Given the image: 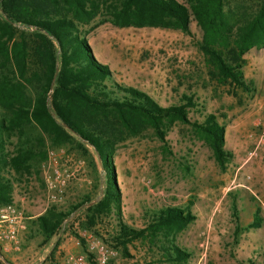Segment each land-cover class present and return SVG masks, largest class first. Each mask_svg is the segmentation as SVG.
<instances>
[{
    "label": "rangeland",
    "instance_id": "374dc122",
    "mask_svg": "<svg viewBox=\"0 0 264 264\" xmlns=\"http://www.w3.org/2000/svg\"><path fill=\"white\" fill-rule=\"evenodd\" d=\"M176 1L189 9L185 0ZM250 7L254 9L252 0H224L223 9L230 19L231 13L240 14L244 8L248 13ZM79 32L115 82L145 92L161 106L179 104L184 94L195 100V106L188 109L189 123L174 121L163 141L148 130L116 145L112 163L120 192V216L117 218L113 212L99 216L86 230L90 238L112 251L103 264H168L162 258V249L169 243L188 253L181 264H264V214L259 211L258 227H246L258 207L255 196L264 199L249 188L252 181L264 180V171L259 169L264 166V144L245 161L246 151L253 144L252 136H248L255 128L253 120L262 116L264 59L257 77L253 76L252 65L243 67V63L246 90L216 83L209 77L211 67L198 48L202 31L192 14L189 34L170 28L116 27L102 15L79 26ZM252 48H264V44L244 53ZM206 113H212L224 128L223 148L229 157L222 168L192 124L201 122ZM236 128L243 136L241 146L233 150ZM58 149L63 154L56 156V167L66 176L65 183L54 200L46 201V193L54 192L48 185L53 166L48 152ZM87 150L88 155H84L67 145L47 147L38 173L24 175V185L15 187L14 192L12 188L11 194L16 196L24 189L29 197L26 203L39 205L40 214L49 206L75 208L85 196L90 201L72 210L60 231L46 244L42 243L34 219H29L19 234V250L1 252L3 262L66 264L69 257L81 255L89 264H99L96 255L88 250L86 237L80 234L84 229L79 225L83 208L96 202L104 188L100 162L91 147ZM164 207L188 210L192 219L167 240L160 235L155 240L146 236L126 242L124 249L116 243L118 220L132 228H142L146 213Z\"/></svg>",
    "mask_w": 264,
    "mask_h": 264
},
{
    "label": "trees",
    "instance_id": "16d2710c",
    "mask_svg": "<svg viewBox=\"0 0 264 264\" xmlns=\"http://www.w3.org/2000/svg\"><path fill=\"white\" fill-rule=\"evenodd\" d=\"M185 2L189 9L176 0H0V207L11 201L13 183L32 171L38 173L47 147L67 145L84 155L91 147L103 170L104 188L96 202L83 208L79 225L88 230L96 218L110 212L119 218L120 192L112 163L116 145L148 130L163 141L174 121L189 123L188 109L195 106L191 96L184 94L179 104L161 106L145 92L111 78L79 32V26L97 15L116 27L170 28L189 34L192 14L202 31L198 48L211 67L209 77L247 89L242 55L264 44V0H252L254 9L231 13L230 19L224 0ZM192 124L222 168L229 157L223 148V126L212 113ZM89 201L85 196L78 206ZM78 206L68 210L49 206L35 217L42 243L60 231ZM191 219L188 210L178 207L149 211L142 228L118 220L115 241L123 248L146 236L167 240ZM260 221L256 207L246 227H258ZM57 243L56 239L54 246ZM162 251L168 264H181L188 257L172 243Z\"/></svg>",
    "mask_w": 264,
    "mask_h": 264
},
{
    "label": "built area",
    "instance_id": "2783aa9c",
    "mask_svg": "<svg viewBox=\"0 0 264 264\" xmlns=\"http://www.w3.org/2000/svg\"><path fill=\"white\" fill-rule=\"evenodd\" d=\"M255 141L253 146L246 154V159H250L256 155L257 150L264 144V96L262 101V116L255 123ZM63 154L62 149L58 151H49L48 158L52 163L51 179L48 181L49 187L54 190L53 193L47 192L45 195L46 201H52L56 195L62 190L65 183V177L62 172L56 167V156ZM24 181L13 183V192L15 187L23 186ZM11 201L0 207V253L16 252L20 248L19 234L26 227V215L23 204L29 201L27 192L21 189L18 196L13 195ZM255 200L261 214H264V199L255 196ZM80 234L86 237L87 248L97 257L99 264L106 262L107 258L112 254V251L100 244L95 238H90L89 232L81 230ZM0 262H3L0 256ZM66 264H89L86 258L81 255L69 257Z\"/></svg>",
    "mask_w": 264,
    "mask_h": 264
},
{
    "label": "crops",
    "instance_id": "0c3cea01",
    "mask_svg": "<svg viewBox=\"0 0 264 264\" xmlns=\"http://www.w3.org/2000/svg\"><path fill=\"white\" fill-rule=\"evenodd\" d=\"M243 59H244L243 67H248L249 64L252 65L251 69L253 68V71H254L253 76L257 77V74L259 73V68H258L259 64L264 59V48H258V49L252 48V49H250L248 52L243 54ZM256 120H257V118L253 120V125H254ZM255 132H256V130L254 128L252 133L248 134L249 137L252 136V138H253L252 143H254V141H255V135H256ZM242 136H243L242 131L240 129L236 128L233 132V143H232V145H233L232 149L233 150H235V148H237L238 146H241L240 143L242 141L241 140ZM224 141H226L225 134H224ZM252 146H253V144H252ZM249 149H251V148H249ZM249 149L246 151V154L249 151ZM245 161H247L246 158H245ZM259 169L264 171V166H261ZM249 188H250V191H252V192L256 191V192H258L259 195L264 197V180H262L260 182L252 181L249 184ZM15 198H16V195H15ZM23 207L25 209L26 225H27V222L29 219H31V220L35 219V217L40 215V212H42V211L38 210L39 205L36 206V205L25 203V205Z\"/></svg>",
    "mask_w": 264,
    "mask_h": 264
},
{
    "label": "water",
    "instance_id": "95a60500",
    "mask_svg": "<svg viewBox=\"0 0 264 264\" xmlns=\"http://www.w3.org/2000/svg\"><path fill=\"white\" fill-rule=\"evenodd\" d=\"M99 160V159H98Z\"/></svg>",
    "mask_w": 264,
    "mask_h": 264
}]
</instances>
